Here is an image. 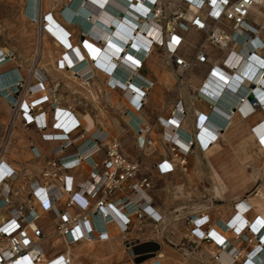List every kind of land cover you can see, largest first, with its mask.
Instances as JSON below:
<instances>
[{
	"label": "built area",
	"instance_id": "1",
	"mask_svg": "<svg viewBox=\"0 0 264 264\" xmlns=\"http://www.w3.org/2000/svg\"><path fill=\"white\" fill-rule=\"evenodd\" d=\"M180 1L187 4V12L178 10L170 18L164 14L162 0L143 2L144 6L141 9L143 13L138 17V22L147 24L149 28L147 33L142 35L151 44L146 48L148 56L155 48H166L173 70L188 71L194 63L205 67L208 71L205 82L197 93L203 101H205L204 96L215 94L213 90H207L206 83H215L219 84L217 89L221 95L232 90L231 97L234 96L235 105L219 100L229 108L235 110L237 104L244 103L258 105L257 108L263 107L264 15L261 13L262 20L258 26L250 19L252 10L263 7L264 0ZM188 9L192 12L191 17H188ZM189 31L202 36L191 61L176 54L183 35ZM94 43L99 44V42ZM148 56H144L136 74L131 75V79L126 82L132 91L136 90L132 94H139L138 105L134 108L136 112L141 110L146 93L151 87V84L148 85L139 74ZM250 57L260 59L261 65L247 64L242 72H238L237 67L242 62L249 61ZM2 58L8 61L6 54H3ZM215 70L224 72L228 79L225 81L218 79L220 76ZM90 77L92 73L87 74L86 79ZM218 80H221V85ZM245 82L247 84H244ZM22 85L23 79H20L15 91L11 92L15 98L14 102H9L12 107L19 105ZM38 85L43 89L42 83L38 82L30 87V90ZM38 93L37 90L29 92L31 95ZM250 98L253 100L250 101ZM46 102L47 98L43 97L33 100L29 106H21L25 125L34 124L37 130L44 132L41 136L44 143H58L51 150L52 159L41 169L39 175L28 177L26 188L17 186L20 180H25L22 170L9 164L5 155L0 152V264L42 263V247L49 235L40 227L41 212L53 217L55 234L62 240L66 249L79 243L93 244L97 241H105L107 232L103 224L111 223L119 226L120 231L126 233L134 219L142 220L147 217L152 222L159 221L152 208L153 201L148 194L151 190V182L139 176L140 162H130L125 158L120 153L117 140L110 139L105 133L94 131L85 138L75 135L80 124L74 118L71 109L55 111V118L61 121L66 129L59 127L58 122L53 126L55 133L46 134L48 130L46 114L41 112ZM178 105L170 118L171 121L176 122V125L182 115L179 113ZM36 111L41 113L33 116L32 113ZM127 114L129 112H126V116ZM206 119L207 117L202 115L197 118L196 131L199 134H202ZM134 123L138 149H150L152 140L147 123L139 119ZM170 125L168 127L172 137L166 142V146L172 158L156 166L159 175L172 173L175 163L185 170V158L196 144L195 136L183 137L176 131L177 126L170 127ZM103 148L107 149L105 158L101 164H98L94 157L102 153ZM71 149L70 154H64ZM30 153L33 159L40 158V153L34 146L31 147ZM82 165L89 168V174L85 181L79 182L70 173ZM188 226L192 229L191 233L199 234L200 240L213 244L219 250L213 259L215 262H222L221 257L225 256L229 259V264H235L238 255L230 256L225 250L228 246L227 241L215 233L214 229H206L207 219L190 217ZM234 233L239 241L250 242L247 235H240L236 231ZM126 245L129 252L139 244L130 241L126 242ZM236 250L234 248V251ZM250 257H246L242 264H251ZM66 264H69L68 255Z\"/></svg>",
	"mask_w": 264,
	"mask_h": 264
},
{
	"label": "bare ground",
	"instance_id": "2",
	"mask_svg": "<svg viewBox=\"0 0 264 264\" xmlns=\"http://www.w3.org/2000/svg\"><path fill=\"white\" fill-rule=\"evenodd\" d=\"M28 1V10L33 17H36L38 2L37 0ZM51 1L42 0L41 11L43 13L47 10ZM144 1L68 0L61 14L58 15L62 24L57 22L52 16L48 15L45 18L46 36L49 35L60 45L56 47L50 45L42 37L38 44V51L41 53L42 62L45 63L47 61L49 65L55 60L52 58L53 51H60V48L64 49V52L57 53L56 61L62 62L68 71V77L74 83L76 82L80 85V82H84L89 73H94L99 78H104V88L115 92L110 93V102L116 108L117 97L120 96L123 105L126 107V112H129V120H133V122H130L135 128L136 124L134 122L137 119L144 121L140 117V111L136 112L137 110L134 109L138 105L139 94H132L136 90L132 91L126 82L131 79V75L136 74L139 63L145 55L148 56L146 48L151 45L142 36L143 33H147L149 30L148 25L138 22V17L142 16L143 13L141 9H143ZM164 1L167 0H163L165 4ZM173 5L176 4L168 0L165 6L171 8ZM188 11V17H191L192 12L189 9ZM252 12L253 14L261 15L259 8H254ZM67 26L77 28L80 34L88 36L90 39L92 38V41L86 39L83 44L84 48L82 45L72 44L71 40L68 39L70 33L65 28ZM94 42H99V44ZM125 44L127 45L125 46ZM59 46L61 47L59 48ZM170 48H172V44H170ZM1 53H3V50H0V68L7 63V60H3ZM194 53L195 46H193L188 38L183 39L176 50L177 55L188 60L194 56ZM247 64H250V66H259L261 65V61L260 59L250 57L249 61L242 62L237 67L238 72H242ZM215 73L220 76L218 79L222 81L228 79L227 75L220 70H215ZM57 74L67 75L66 72L60 73L59 71ZM75 76H79L80 78L77 79ZM20 79H23V77L16 68L0 73V95L7 103L14 102L15 98L11 95V92L15 91ZM31 79L44 82L46 77L40 70L36 69L32 71ZM221 80H218V82L220 83ZM244 84L247 83L245 82ZM205 87L209 91L213 90L212 92L215 94L204 96V98L215 108L224 109V116L216 111L210 112L207 116L206 124L202 129V134H199L197 131L194 134L196 145L206 152V156L216 173L215 177L212 176L211 179L218 184L221 193L226 192L230 195L235 194V192L243 193L255 185V182L252 180L254 172L264 169V142H262L264 141V107L259 109L257 108L258 105L254 106L251 103H248L249 105L244 103L237 104V107H235L236 110H234L229 108L227 104H224L227 102L229 105H235L234 96L231 97L233 94L231 92L232 90L225 93L226 95H221L219 89H217L219 88V84L206 83ZM81 89L83 93L91 94L90 98L93 107L98 109V105L95 103L96 98L92 91L89 90V87H81ZM36 90L39 93L35 96L29 94L31 99L34 97L35 100L41 99L45 96L44 88L42 89L40 85L32 89L33 92H36ZM220 99L224 103L219 102ZM178 110L180 111V108ZM251 113H253L252 116H250ZM100 115L105 123L98 119V117H93L89 111L83 113L82 117L88 133L96 129L97 123L107 131L106 134L108 136L112 134V137H114L113 134L120 135L123 133V128L113 115L102 110H100ZM235 115L238 119L236 122H232V116ZM162 124L164 125V129L160 138L162 142H165L172 137V134L168 127L169 124L164 121H162ZM58 126L63 127L61 121L58 123ZM170 127L172 126L170 125ZM63 129L65 130L66 128L63 127ZM156 135L153 132L155 140L152 141V147L155 148L158 146L160 152L163 153V149L158 144V140H156ZM249 164L253 168H249ZM177 192L182 197H185L181 187H177ZM257 194L253 202H246L245 200L235 202L236 206H233L234 212L230 215V219L228 221L220 220L217 225L219 231L215 229L214 232L223 239H225L223 234L228 231H236L240 235H250L257 245H255L250 255L243 254L242 256H251V264H264V192L259 190ZM251 205L253 211L250 219H248L246 216L250 212L246 211L251 209ZM247 226H249L250 230ZM55 236H57L55 232L50 234L44 245L52 240V247L55 248L59 245L64 248V252L47 259L43 245L42 263L39 264H66L67 255L69 257V264H82L81 257L89 254H91L93 259H99L95 251L91 250L92 244L79 245L75 249H66L62 244V240L58 236L54 238ZM126 246L124 243L123 247L125 252L127 251ZM227 253L230 256L241 254L237 250L234 251L232 247H227ZM246 257H244V260Z\"/></svg>",
	"mask_w": 264,
	"mask_h": 264
},
{
	"label": "crops",
	"instance_id": "3",
	"mask_svg": "<svg viewBox=\"0 0 264 264\" xmlns=\"http://www.w3.org/2000/svg\"><path fill=\"white\" fill-rule=\"evenodd\" d=\"M167 1H164L165 4L163 3L162 6L167 18H170L172 14L178 10L187 12V4L184 1L169 0L173 3L176 1L178 3L177 6L173 5L171 8L165 6ZM253 15L255 14H252L250 20L258 26L261 20H254ZM189 34H197L202 40V36L194 31H189L184 34L183 39H187ZM199 44L195 45V50ZM190 60H193V56ZM169 61V55L166 50L163 48H155L151 51L147 60H145L139 70L140 76L147 81L148 85L151 84L139 114L150 128V139L152 141L155 140L153 132L157 134L156 140H158V144H160L163 149V153L160 152L158 146L155 148L151 147L148 150H139L136 144V128L130 122L129 114L126 116V107L123 105L120 96V101L116 103V105L120 107L116 106V108H114L111 103L113 112H115L117 108L121 109L120 117H117V114H112L117 119L119 125L120 123L126 125L134 134V148L132 150L135 157L141 160L143 156H154V162L152 164L153 181L149 180L151 182V190L148 194L153 201L152 208L159 217V221L155 223L147 217H144L142 220L134 219L126 233H122L119 226H115L111 223L103 224L105 225L107 238L105 241H97L92 244L91 250H94L99 258L96 260L97 262L93 264H100L103 260L106 261L105 263L110 262L109 264H229V259L225 256L221 257L222 262H215L213 260L219 253V250L213 244L200 240L199 234L191 233L192 229L188 226V219L193 216L196 218L204 217L208 220V227L206 229L218 230L217 225L220 220L228 221V219H230V215L234 212L233 205L235 202L239 200L253 202L257 196L254 195L258 188H256V181L253 177L252 180L255 182V185L250 190L243 193L235 192V194L231 195L226 192L221 193L218 184L211 179L212 176L215 177L216 173L206 156V152L202 148H198L196 144L192 148L190 154L185 158V170L175 163L173 164L172 173L169 175H159L156 166L172 158L166 146V142L169 139L162 142L160 138L164 129L162 121L177 126L176 131L179 135L183 137H194L197 118L200 115L207 117L210 112L216 111L224 116V109L221 110L212 107V104L206 99L203 101L197 96L198 90L205 82V77L208 72L207 69L194 63L188 71H176L172 69ZM147 66L153 70L157 84L150 75L145 73L144 70ZM194 68L199 70V74L193 72ZM108 91L107 100L109 99L110 101V93L115 92L109 89ZM177 104H179L178 109L180 108L179 113L182 115L180 116L181 120H179V123L176 125V122L171 121L170 118ZM252 115L253 113H251L250 116ZM73 116L76 119L75 114ZM237 119L238 117L236 115L232 116V122H236ZM100 120L105 123L104 119ZM96 125L98 126L99 123ZM101 129L102 131L96 128V130L92 132L98 131L105 133L107 137L116 139L118 142V135L113 134L114 137H112L111 134L108 136V134H106L107 131L102 127ZM37 143L38 145H36L39 152L42 151L43 156L49 158L51 156L50 150L52 149H48L40 140H37ZM119 150L125 158H128L125 155L126 150H124L120 143ZM71 152V150H67L64 154L68 155ZM100 154L94 157L97 163H99ZM28 161L34 160L30 157ZM129 161L135 162L134 160ZM12 166L16 168L14 165ZM248 166L249 168H253L251 164ZM70 174L76 181L82 182L87 179L89 168L86 165H82L75 172H71ZM177 187H181L185 197H182V195L177 192ZM252 211L253 208L251 205V211L246 216L248 219H250ZM73 212L76 213V211ZM48 220L50 223L49 228L47 225ZM40 227L47 235L54 233L55 223L53 217L46 212H41ZM223 235L228 243L227 247L235 248L241 253L238 254L235 264H242L243 258L246 257L242 255L251 253L255 245H257L250 235H248L250 239L249 243H243L236 239L235 233L232 231H228ZM130 241H135L138 244L154 243L158 246V250L153 253L152 256H148L143 260H138V258L132 257L129 252L124 251V243L126 244V242ZM84 244L85 243H79L71 247V249H75L79 245ZM227 247L225 250H227ZM113 253L123 258L125 256L126 262L121 263V261L116 258L115 263H113ZM208 254H210V256H208ZM198 259L200 260L198 261Z\"/></svg>",
	"mask_w": 264,
	"mask_h": 264
},
{
	"label": "rangeland",
	"instance_id": "4",
	"mask_svg": "<svg viewBox=\"0 0 264 264\" xmlns=\"http://www.w3.org/2000/svg\"><path fill=\"white\" fill-rule=\"evenodd\" d=\"M28 2V0H0V50H3V53H1L2 56L3 54L8 56V61L5 66L0 68V73L16 68L20 71L23 77V85L19 94L18 106L12 107L0 95V152L5 155V159L9 164L22 170L25 180H20L17 186L24 188H26L28 177L38 176L41 169L52 159L51 156L49 158L44 157L42 151L39 152L37 147V140L42 141L41 136L44 132L37 130L34 124L25 125L24 123V114L21 106H29L30 102L35 100V97L32 99L30 98L29 92H32L30 87L39 82L42 83L44 88V97L47 98V102L42 106L41 112L46 114L45 116L48 124V130L45 132L46 134L55 133V128L53 126L59 122L55 118L56 110L66 111L71 109L72 114H75L76 119L80 124V128L74 134L80 135L83 138L89 136L93 131L91 130V132H87L86 124L82 118L85 111H89L93 117H98V119H102L100 110L108 112L110 115L117 114V117H120L121 114V109L118 108L115 112H113L111 102L109 99L107 100L109 91L104 88V78H99L97 75L92 73V77L84 80V82H80V85H78L68 77V71L65 66L62 62L56 61L57 53L64 52V49L60 48L61 46H59L61 49L60 51H53L52 58L55 60H53L51 65H49L47 61L44 63L41 60V53L38 51V44L41 37L43 39L45 38V42L50 45L55 47L60 45L49 35L46 36L45 18L48 15L52 16L55 20H57V22L62 24L58 15L61 14L62 9H64L68 0H52L44 13L41 11L42 0H37L38 7L36 17H33L28 10ZM175 3H177V1ZM177 5L178 3L176 6ZM259 11L264 15V6L260 7ZM253 17L254 20H262L260 18V14H255ZM65 28L70 33L69 40H71L72 44L78 46L82 45L84 48V42L86 39H90V37L80 34L77 28H73L71 26H67ZM188 39L191 41L193 46H195L199 44L201 37L197 34H189ZM90 40L92 41V38ZM36 69L40 70L46 77L44 82L37 79H31V73ZM58 71L60 73L66 72L67 75L57 74ZM144 71L146 74L150 75L157 84L153 70L147 66ZM193 72L195 74H199V70L197 68H194ZM75 77H77V79L80 78L79 76ZM81 87H89V90L92 91L96 98L95 103L98 105V109L93 107L90 98L91 94L86 92V94L83 93ZM119 101L120 99L118 96L117 102ZM116 106L118 107L119 105ZM41 112L36 111L32 114L34 116ZM120 126L123 128V133L118 135V144L120 143L124 150H126L125 155L128 157L127 159L140 162L141 169L139 176H145L148 180L153 181L152 164L154 162V156H143L141 160L138 157H135L132 150L134 148V134L126 125L120 123ZM96 128L102 131L99 125H96ZM44 145H46L48 149H53L58 145V143L50 142L44 143ZM32 146L38 150L40 158L33 159L34 161H28V159L32 157L30 153ZM106 151L107 149L103 148L102 153L99 156L98 164H101L104 160ZM253 178L256 181V188H258L254 195H258L257 192L259 190L264 192V169L262 171L260 170L258 172H254ZM47 225L49 228V220ZM56 237L57 236L54 238ZM51 241L52 240L44 245V253L47 259L64 252V248L59 245L53 248ZM113 254V263H115L116 258H118L121 263L126 262L125 256L123 258L116 253ZM81 261L82 264H93L97 262L92 258L91 254L82 256ZM105 262L106 261L103 260L100 264L110 263Z\"/></svg>",
	"mask_w": 264,
	"mask_h": 264
},
{
	"label": "water",
	"instance_id": "5",
	"mask_svg": "<svg viewBox=\"0 0 264 264\" xmlns=\"http://www.w3.org/2000/svg\"><path fill=\"white\" fill-rule=\"evenodd\" d=\"M250 101L253 99L250 98ZM158 250V246L154 243H143L133 247L129 253L132 256L138 258V260L146 259L148 256H152Z\"/></svg>",
	"mask_w": 264,
	"mask_h": 264
},
{
	"label": "snow or ice",
	"instance_id": "6",
	"mask_svg": "<svg viewBox=\"0 0 264 264\" xmlns=\"http://www.w3.org/2000/svg\"><path fill=\"white\" fill-rule=\"evenodd\" d=\"M262 142H264V141H262Z\"/></svg>",
	"mask_w": 264,
	"mask_h": 264
}]
</instances>
